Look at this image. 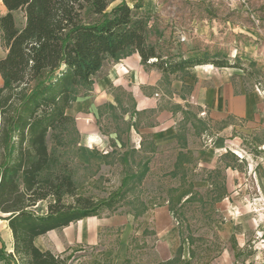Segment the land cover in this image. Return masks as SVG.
Returning <instances> with one entry per match:
<instances>
[{
	"label": "rangeland",
	"instance_id": "374dc122",
	"mask_svg": "<svg viewBox=\"0 0 264 264\" xmlns=\"http://www.w3.org/2000/svg\"><path fill=\"white\" fill-rule=\"evenodd\" d=\"M120 1L109 0L107 9ZM124 1L147 18V41L163 57L202 55L228 59L236 65L201 64L205 67L198 73L205 82L201 89L221 82L236 93L256 89L264 96V0ZM1 9L0 0V13ZM23 18L18 10L14 16L18 27ZM4 54L0 38V57ZM113 63L105 61L103 66L109 68ZM104 73L101 70L95 79ZM184 76L163 77L148 87L147 92L157 99L155 107L138 109L129 91L107 87L106 93L116 95V105L107 102L96 108L95 96L77 112L72 106L68 109L79 134L75 157L68 148L74 158L70 162L77 192L93 199L113 196V206L98 216L133 215L147 207L133 221L125 251L129 264L159 260L154 230L135 231L145 214L166 209L168 200L174 204L169 219L184 237L191 235L193 239L190 244L183 240L184 258H189L190 248L193 264H264V105L255 106L247 117L229 113L227 107L221 116H215L214 106L192 105L185 100L191 91L188 86H172L179 85ZM89 91L78 97L98 94ZM78 123H83V131L91 128L97 134L83 137ZM186 150L192 162L175 169L177 154ZM145 165L148 170L139 179ZM184 171L195 193L190 200L177 202L180 191L188 188V181L182 178ZM218 192L223 198L215 201ZM46 203L40 201L36 209L45 211ZM4 215L0 212V264H11L3 239L7 224ZM119 233V227L103 231L101 244L117 252ZM65 255L72 264L106 262L96 245L73 246Z\"/></svg>",
	"mask_w": 264,
	"mask_h": 264
},
{
	"label": "trees",
	"instance_id": "16d2710c",
	"mask_svg": "<svg viewBox=\"0 0 264 264\" xmlns=\"http://www.w3.org/2000/svg\"><path fill=\"white\" fill-rule=\"evenodd\" d=\"M1 2L7 11L0 14V38L5 48L0 57V212L5 214L12 236L8 255L13 264H67L69 255L41 250L34 238L85 216H98L114 204L112 195L93 199L77 192L70 162L73 157L68 154L71 148L72 155H77L79 136L68 109L78 96L92 89L93 77L103 63L137 52L141 63L158 69L165 78L187 75L199 64L236 65L228 59L202 55L163 57L147 41V18L124 0L110 9L109 0ZM13 10L22 11V27L15 24ZM190 162V152L181 151L175 169ZM147 170L145 165L138 178ZM182 178L186 180V171ZM186 181L188 188L180 191L177 202L190 200L195 193L192 182ZM222 198L218 192L213 200ZM43 200L46 208L40 213L36 206ZM168 202L173 212L174 204ZM146 210L135 211L134 219ZM179 236L175 254L154 264H193L190 248L189 258L182 254L183 240L190 244L192 236L184 237L180 228ZM124 264H129L127 257Z\"/></svg>",
	"mask_w": 264,
	"mask_h": 264
},
{
	"label": "crops",
	"instance_id": "0c3cea01",
	"mask_svg": "<svg viewBox=\"0 0 264 264\" xmlns=\"http://www.w3.org/2000/svg\"><path fill=\"white\" fill-rule=\"evenodd\" d=\"M6 11L7 9L2 3L0 14H4ZM17 11L18 10L12 11L13 16H15ZM23 24L24 18L20 27H22ZM103 65L93 77L94 82L91 91L97 92L98 94L94 96L87 94L78 97L72 103L73 111L77 112L87 107L95 96H97L98 100L95 104L96 108L107 102H109L108 104L110 105H116L117 97L113 92L106 93L105 89L107 87H121L129 91L135 99L138 109L155 107L157 99L147 91L149 90V86H155L162 80L163 74L158 69L145 66L141 63L140 55L137 52H133L121 58L119 61L114 62L109 68H104ZM202 68L205 67L201 64L193 66L189 69V73L184 76V79L178 81L179 85H172L177 88L186 85L191 89L186 99L181 96V98L185 99L188 103L192 105L200 104L209 108L214 106L213 114L215 116H221L224 112V107H227L229 113L239 117L252 115L255 106L261 108V105H264V96L256 89L241 90L236 93L233 88L228 87L227 83L221 82L215 86L201 89V85L205 82L198 76V73L203 72ZM101 70H104L105 73L102 74L100 78L95 79V76L100 73ZM78 124L79 128L82 130L83 137L97 134V132L91 128L83 131V123ZM44 212L45 211L41 213ZM151 215L152 213L148 212L147 215L145 214L140 219V227L135 232L141 234L146 228L153 229L156 238L154 245L155 252L159 260L164 261L175 254L180 244L179 229L169 219L170 214L168 207H166V209L161 207L159 210H155L153 215ZM163 215L167 217L165 220L160 219ZM133 221V215L130 213L113 214L109 216H85L75 222H70L66 226L49 229L35 236L34 243L41 250L48 249L53 253L61 255L67 254L73 246L86 247L96 245L99 247L103 258L106 259V262L102 264H124L125 251L131 233L133 232ZM118 227L120 228V233L116 245L117 252H114L110 247L101 244V233L105 230ZM4 233L6 235V238H3L6 244V251L9 253L12 251V236L7 224ZM10 261L11 264H13L11 258ZM67 264H72V260H69Z\"/></svg>",
	"mask_w": 264,
	"mask_h": 264
}]
</instances>
